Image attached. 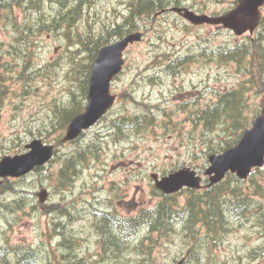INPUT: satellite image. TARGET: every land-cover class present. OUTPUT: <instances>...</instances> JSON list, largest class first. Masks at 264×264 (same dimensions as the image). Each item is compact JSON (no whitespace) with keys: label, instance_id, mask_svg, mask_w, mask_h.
Returning a JSON list of instances; mask_svg holds the SVG:
<instances>
[{"label":"rangeland","instance_id":"obj_1","mask_svg":"<svg viewBox=\"0 0 264 264\" xmlns=\"http://www.w3.org/2000/svg\"><path fill=\"white\" fill-rule=\"evenodd\" d=\"M96 2L68 33L64 21L63 27L50 26L49 31L30 27L42 15L47 21L54 17L55 9L49 5L42 14L32 10L25 18L17 11L0 23L4 62L9 64L5 69L8 93L0 107V159L24 152L34 138L58 144L57 133L47 127L55 104L65 102L71 89H78L80 64L87 62L88 55L80 36L120 22L130 5L129 0ZM234 4V0H180L179 4L170 0L165 8L181 5L210 15ZM139 23L143 39L126 51L123 71L113 82L118 98L105 118L75 141L58 144L53 161L15 184L17 191L24 189L23 206L8 205L17 194L13 189L0 191V249L33 246L44 259L72 258L74 264L79 260L83 264H178L181 260L183 264H264V195L256 193L254 181L238 183L230 177L226 184L241 195L251 194L261 212L244 210L242 216L229 210L228 225L216 243L195 238L177 221L166 234L141 232L123 257L105 259L98 231L102 212L136 214L161 198L153 174L162 177L182 166L202 173L208 166L204 150L211 140L203 137L186 110L206 107L222 90L248 78L234 62L220 61L215 51L247 42L258 32L238 36L221 25L191 24L170 9ZM181 55L190 56L189 63L176 73H166L170 58ZM249 94L251 109L246 113L261 105V97ZM136 116L145 118L147 126L133 121ZM30 130L35 133L29 134ZM223 135L219 128L209 134L215 143ZM80 150L85 157L76 164L73 179L63 181L59 171L64 161ZM253 178L264 182V169ZM42 190H46L44 201L39 196ZM186 195L178 194L180 206Z\"/></svg>","mask_w":264,"mask_h":264},{"label":"trees","instance_id":"obj_2","mask_svg":"<svg viewBox=\"0 0 264 264\" xmlns=\"http://www.w3.org/2000/svg\"><path fill=\"white\" fill-rule=\"evenodd\" d=\"M96 1L98 0H0V23L5 18L11 17V13H16L17 11L21 12L25 18L27 13L32 10L42 14L46 5H49L55 9V12L53 9V12L56 13L54 17L47 21L42 15L37 19L36 23L34 20L30 27L36 26L38 31L41 32L44 30L49 31L50 26L53 29L63 27V24L61 25L60 23L64 21L68 27L65 29L68 33L72 30V26L75 25L77 20L86 13L85 11L88 12L97 3ZM179 1L175 0V3L179 4ZM57 2L60 5L58 8H56ZM129 2L130 5L127 11L123 13L120 22L104 25L98 32L91 29L85 36H80L79 41L85 46L88 55L86 57L87 62L80 64L78 89H71L70 97L65 102L55 104L53 107V118H51V122L47 127L48 131L57 133L56 141L58 144L61 143L62 134L69 122L85 108L92 65L100 47L128 33L140 30L142 28L139 23L140 19L146 21L153 19L158 11L170 4V0H129ZM236 2L234 0V3ZM215 14L219 13L215 12ZM24 29H29V26L24 27ZM22 39L24 38L21 37L20 40ZM2 45L3 41L0 38V107L8 93L5 85L7 73L5 69L9 66V64L4 62L3 55L5 50ZM215 52L220 61L226 63L234 62L242 72L247 74L248 78L243 82H239L233 88L222 90L218 94V98L206 104V107H202L196 112H193L190 108H188L190 110H186V112H189L188 117L193 120L197 127H201L203 137L206 136L211 140L206 143L208 145L204 150L208 155L214 152H221L237 144L243 132L252 124L253 119L264 109V18L258 32L255 36L249 37L247 42H240L232 47L216 49ZM189 57L181 55L176 58H170V61L164 67V71L168 74L178 72L189 63ZM22 74L24 75L25 73ZM249 92L261 97V105L252 110L251 113H246L247 109H251V95ZM132 120L136 121L140 127L147 126V122L143 125L146 119H142V116H136ZM115 121L117 120H114L113 123H117L115 126L120 129V123ZM218 128L224 130L225 135L220 136L215 143L214 137L209 136V134ZM38 131H40V128ZM33 133H35L33 130L29 131V134ZM203 141L205 142V139ZM58 144H56V153ZM9 152L13 151L10 150ZM84 157L82 150H80L78 155L70 156L64 161L59 171L62 180L63 178L73 179L76 164ZM43 167H37L35 171H40ZM263 169L256 168L248 178L257 183L256 186L259 190H256V193L261 195H264V182H257L253 177ZM228 177L237 180L238 183L245 181L234 174H229ZM22 179L24 177L19 179L6 178L0 183V191L13 189L17 193L15 198L9 201L8 205L10 206L19 208L24 204V189L18 188L19 191H17V188H15V184ZM226 179L202 190L189 188L187 192H184L187 195L183 206L178 204L179 193L165 194L157 188L156 190L161 196L160 200L152 207H142L136 214L122 216L116 213L102 212L98 231H100L102 236L101 243L104 247L105 259L109 255L117 258L123 257L125 249L132 246L141 232L146 231L147 235L150 232L166 234L174 228V224L177 221L182 222L188 234H192L195 238L203 239L204 242L208 240L209 244H213L222 235L223 229L226 228L225 225H228L226 218L229 210L234 209L242 216L246 214L243 212L244 210L247 213L248 210H252L254 213L257 210L261 212L259 206V208L254 206L255 200L251 194H239L234 187L226 184ZM5 205L7 204L5 203ZM203 229L206 233L201 234L200 232ZM142 244L143 241L137 242L135 246L139 249ZM5 247L2 246L0 249V264H74V261H76H72V258L71 260L68 258L63 260L60 258L44 259L40 257L33 246L20 244ZM77 263L83 264L80 260Z\"/></svg>","mask_w":264,"mask_h":264},{"label":"water","instance_id":"obj_3","mask_svg":"<svg viewBox=\"0 0 264 264\" xmlns=\"http://www.w3.org/2000/svg\"><path fill=\"white\" fill-rule=\"evenodd\" d=\"M264 0H238L230 10L209 15L197 13L188 7H172L193 24L210 23L222 25L233 30L237 35L253 33L263 18ZM143 33L132 32L117 41L102 46L93 64L87 105L81 113L72 118L67 126L62 141L77 139L83 131L95 125L116 101L112 92L113 79L123 70L125 51L130 44L141 41ZM55 145L41 138H34L26 144V151L7 154L0 159V182L3 178H19L27 175L38 166L45 165L54 156ZM210 165L205 174L210 175L211 183L221 181L227 172H235L241 178H247L255 167L264 165V110L254 119L239 142L221 153L209 156ZM156 178V186L164 193L171 194L188 186L200 188L202 176L191 167H183ZM40 200L44 201L46 190L40 192Z\"/></svg>","mask_w":264,"mask_h":264},{"label":"flooded vegetation","instance_id":"obj_4","mask_svg":"<svg viewBox=\"0 0 264 264\" xmlns=\"http://www.w3.org/2000/svg\"><path fill=\"white\" fill-rule=\"evenodd\" d=\"M181 7H187V6H181ZM186 261V260H185Z\"/></svg>","mask_w":264,"mask_h":264}]
</instances>
